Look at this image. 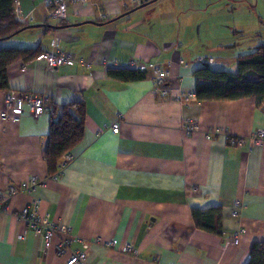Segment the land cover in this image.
Masks as SVG:
<instances>
[{
	"label": "crops",
	"instance_id": "crops-1",
	"mask_svg": "<svg viewBox=\"0 0 264 264\" xmlns=\"http://www.w3.org/2000/svg\"><path fill=\"white\" fill-rule=\"evenodd\" d=\"M49 1L15 0L25 27L1 43L42 52L57 38L75 63L50 68L36 57L7 69V90L39 94L50 111L12 110L0 90V193L31 177L40 183L0 211V264H65L76 250L84 264H246L251 245L264 241V140L249 149L250 134L264 129V99L197 100L193 70L204 60L234 72L238 54L264 46V0H224L234 8L228 20L223 0H88L47 23ZM138 63L168 72L166 97L153 92L150 72L135 81L108 74ZM73 101L86 105L84 135L49 177L51 112ZM185 122L196 130L186 133ZM35 200L58 227L46 248L17 217ZM216 207L221 234L196 228L191 210Z\"/></svg>",
	"mask_w": 264,
	"mask_h": 264
},
{
	"label": "trees",
	"instance_id": "trees-1",
	"mask_svg": "<svg viewBox=\"0 0 264 264\" xmlns=\"http://www.w3.org/2000/svg\"><path fill=\"white\" fill-rule=\"evenodd\" d=\"M15 0H0V90L8 89L7 69L16 62H28L38 57V49L2 45L6 37L25 26L17 20ZM236 71L213 68L203 63L193 70L197 100H237L247 97L264 99V46L237 55ZM110 77L121 81H135L145 77V72L130 68H109ZM86 105L73 101L59 112L53 110L49 123L47 145L44 150L48 176L60 175L59 162L64 154L71 153L84 135ZM194 225L211 233L221 234L220 208L201 210L193 208ZM246 264H264V241L251 245Z\"/></svg>",
	"mask_w": 264,
	"mask_h": 264
},
{
	"label": "built area",
	"instance_id": "built-area-1",
	"mask_svg": "<svg viewBox=\"0 0 264 264\" xmlns=\"http://www.w3.org/2000/svg\"><path fill=\"white\" fill-rule=\"evenodd\" d=\"M88 0H50L48 2V13H47V23L50 21H62L68 16V5H75L79 3L86 2ZM136 4H140L143 0H134ZM31 21V20H29ZM38 58L45 61V63L50 68H57L62 65H73L75 60L69 53H66L61 49L59 40L53 38L51 40V49L42 51ZM203 63L206 62L201 60ZM211 62V60H209ZM182 65L186 66L183 61L180 62ZM135 68L142 72H150L153 82V92L161 97H166L168 95V87L166 84V79L168 72L164 70L160 65L155 63H138L134 64ZM6 105L12 110H21V104L25 103L28 111L34 116L38 117L46 112L50 111V106L48 101L39 94L32 92H23L17 94L12 90H7L5 93ZM183 130L186 133H190L196 130V125L190 122H185L182 125ZM119 130L118 123H114L111 126V131L117 133ZM207 139L211 140L212 135L208 134ZM250 144L249 149L253 147L256 142H261L264 140V129L259 128L252 132L249 136ZM227 141L231 145L242 147L245 145V138L243 136H228ZM71 158V153L64 154L59 162V172L65 168L67 161ZM39 181L36 177H31L20 184L8 185L4 192L0 193V211L7 209V202L9 199L21 190L32 191L35 187L39 185ZM238 202H235L234 207H237ZM235 217L237 216L236 211L232 213ZM17 217L26 222V224L33 229L36 233H39L42 237L43 247L46 248L53 236L56 234L58 227L50 220H47L39 212V202L37 200L33 201L31 204L25 206L18 214ZM243 230L240 229L235 233L233 237V243H238V234ZM69 244V240H62L57 246V253L64 254L65 249ZM135 252V251H134ZM86 260V253L82 251H74L67 258L65 264H84Z\"/></svg>",
	"mask_w": 264,
	"mask_h": 264
},
{
	"label": "rangeland",
	"instance_id": "rangeland-1",
	"mask_svg": "<svg viewBox=\"0 0 264 264\" xmlns=\"http://www.w3.org/2000/svg\"><path fill=\"white\" fill-rule=\"evenodd\" d=\"M223 4H224L223 13H222V16L224 17L223 19L224 20H226V19L228 20V17H230V18L234 17L235 16V15L233 16L234 8H231V7L227 8V7H225L224 0H223ZM224 20H223V22H224Z\"/></svg>",
	"mask_w": 264,
	"mask_h": 264
},
{
	"label": "water",
	"instance_id": "water-1",
	"mask_svg": "<svg viewBox=\"0 0 264 264\" xmlns=\"http://www.w3.org/2000/svg\"><path fill=\"white\" fill-rule=\"evenodd\" d=\"M148 3H149V1H145V0H143V1L139 4L138 7H142V6H144V5L148 4ZM21 30H22V29H21ZM21 30H19L18 32H20ZM18 32H15L14 34H16V33H18ZM8 37H10V36H8ZM8 37H6V38H8Z\"/></svg>",
	"mask_w": 264,
	"mask_h": 264
}]
</instances>
